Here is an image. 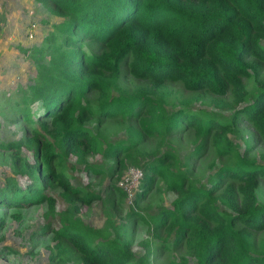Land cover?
Listing matches in <instances>:
<instances>
[{
  "label": "trees",
  "instance_id": "trees-1",
  "mask_svg": "<svg viewBox=\"0 0 264 264\" xmlns=\"http://www.w3.org/2000/svg\"><path fill=\"white\" fill-rule=\"evenodd\" d=\"M36 1L63 19L57 27L60 42L55 45L54 37L46 40L49 59L45 63L41 59L44 48L34 52L33 83L11 105L16 109L11 122L25 121L31 136L0 147L11 151L14 175H26L30 182L23 186L16 177L7 178L0 188V209L46 202L49 214H54L55 201L44 189L57 184L67 207L59 214L60 227L49 230L54 231L56 248L52 260L61 264L68 257L62 245L65 241L77 250L82 264H132L134 256L124 230L112 216L107 215L100 229L79 219V204L97 194L81 196L83 190L52 167V160L61 166L65 156L74 155L85 167L100 172L103 168L88 164L87 157L123 155L121 165L125 160L137 165V157L149 156L141 167L143 188L135 199L150 188L154 175L163 180L175 199L153 221L164 224L169 218L167 232H175L177 241L185 239L189 258L196 264H264V239L259 252L252 253L253 232L264 229V205L256 195L264 165L239 158L221 168L210 185L195 187L177 170L179 160L171 152L156 158L132 152L142 134L164 139L184 123L198 136L210 139L219 156L238 155L229 134L236 132L239 118L264 135V75L259 77L264 67V0ZM85 42L103 50L86 55ZM124 63L131 76L147 84L113 96ZM246 79L253 81V89L246 87ZM166 81H178L190 92L208 91L220 107L233 113L223 120L192 110L184 102L168 114L167 93L161 90ZM91 92L97 93L94 106L85 102ZM228 93L231 103L221 100ZM90 114L105 119L138 118L141 132L117 143H104L87 126ZM24 145L33 149V163L22 155ZM14 217L20 220V215ZM3 228L1 220L0 234ZM3 252L0 248L1 256Z\"/></svg>",
  "mask_w": 264,
  "mask_h": 264
},
{
  "label": "rangeland",
  "instance_id": "rangeland-1",
  "mask_svg": "<svg viewBox=\"0 0 264 264\" xmlns=\"http://www.w3.org/2000/svg\"><path fill=\"white\" fill-rule=\"evenodd\" d=\"M63 19L49 13L36 0H0V145L9 141H22L31 135V129L25 121L11 122L15 118L16 109L11 107L14 99L20 100L27 93L28 86L36 75V58L34 52L41 49L42 62L48 61L46 40L56 38L55 45L60 42L57 27ZM264 45V41H262ZM82 49L86 55L99 54L103 47L85 42ZM264 75V67L259 77ZM147 84L130 75L126 64L121 67L117 88L112 90L113 96L120 91L132 93L137 86ZM246 87L253 89V81L245 80ZM167 93L165 109L169 114L174 109L182 108L187 103L192 110L206 113L221 119L230 116L233 111L225 110L218 105V99L208 91L190 92L178 81H166L161 88ZM25 92V93H24ZM5 96V97H4ZM8 97L10 102L5 104ZM97 93L85 96V102L96 105ZM231 103L229 93L221 98ZM34 107V105L32 106ZM87 126L95 131L104 143L127 140L133 132H141L138 118L105 119L94 114L89 115ZM181 130L171 132L162 139L161 136L144 135L136 141L132 152H146L151 158L171 152L179 160L177 170L185 173L195 187L208 186L216 178V173L225 166L233 165L237 159L243 158L256 165H264V135L254 129L244 119H238L236 132L229 134L232 145L237 149V156H219L208 138L198 136L189 124L184 123ZM22 155L29 162L34 161V151L26 145L22 147ZM138 158L137 165L124 161L123 155L106 158L101 154L90 155V165L103 168L96 172L80 163L74 155L65 156L61 166L52 160V167L61 171L69 182L84 192L97 194L89 202L79 204L78 217L88 227L100 229L104 227L107 215L124 230L125 240L133 254L132 264H196V260L186 254L185 239L176 240L175 232L168 233L169 218L164 224L155 225L153 219L160 218L161 212L171 208L175 195L167 189L163 180L154 175L150 188L140 198L136 194L143 188L144 171L141 168L148 158ZM114 168L110 171L109 167ZM16 177L20 185H26L30 179L26 175H14L11 164V151L0 147V188L7 178ZM61 187L54 184L45 188L44 192L55 201V213L49 214L46 202L20 209H0V222L4 228L0 234V264H59L53 240L54 231L60 227L59 214L67 207L59 192ZM258 201L264 205V176L258 179L256 189ZM221 210H225L219 205ZM134 214L129 216V212ZM20 215V220L14 215ZM113 238V236L111 237ZM264 239V229L253 232L252 253L259 252V244ZM68 257L62 258L61 264H82L77 250L68 242ZM9 248V249H7Z\"/></svg>",
  "mask_w": 264,
  "mask_h": 264
}]
</instances>
